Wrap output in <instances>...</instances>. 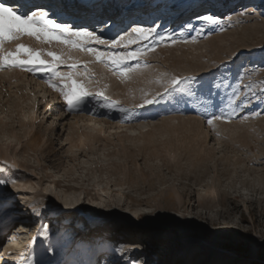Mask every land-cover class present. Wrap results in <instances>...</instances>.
Segmentation results:
<instances>
[{
	"label": "rangeland",
	"instance_id": "obj_1",
	"mask_svg": "<svg viewBox=\"0 0 264 264\" xmlns=\"http://www.w3.org/2000/svg\"><path fill=\"white\" fill-rule=\"evenodd\" d=\"M42 1L72 25V15L109 9L98 13L113 18L75 25L102 39L124 38L116 48L89 45L101 51L152 45H128L137 39L135 23L177 38L149 48L126 76L78 47L42 37L0 44V55L18 45L46 61L53 52L61 73H79L73 78L86 90L102 93L69 113L49 73L0 67V264H264V0ZM3 2L21 15L42 6ZM205 12L217 23L206 22ZM191 76L212 80L219 95L193 102L169 94L140 107L172 77ZM104 97L131 111L102 108ZM213 100L239 118L208 125L202 113L214 110ZM170 198L193 204L176 228L150 226L151 215L134 217L162 209L174 218ZM67 202L82 211L65 209ZM96 216L120 224L109 233H83L68 248ZM4 240L14 247H1Z\"/></svg>",
	"mask_w": 264,
	"mask_h": 264
},
{
	"label": "snow or ice",
	"instance_id": "obj_2",
	"mask_svg": "<svg viewBox=\"0 0 264 264\" xmlns=\"http://www.w3.org/2000/svg\"><path fill=\"white\" fill-rule=\"evenodd\" d=\"M203 19L210 24L217 23V21L210 16H205ZM131 31L136 34L137 39L129 40L128 45L137 44L150 39L153 41V44L148 45L144 43L141 47L128 49L123 53L105 52L89 45L94 43L95 45H108L111 48H116L120 46L124 38L121 37L120 40L102 39L95 30H88L84 27L56 22L48 18L47 13H41L38 18L34 15L17 14L16 10L6 5L3 0H0V44L6 40L15 39L19 35H29L37 39L42 37L46 41H57L62 44L78 47L89 54H93L98 61L108 62L122 76L136 71L141 56L148 51L149 48L168 41L175 43L177 38L176 34L165 36L164 34L157 33L155 28L145 29L143 27H133ZM125 47L127 48V46ZM47 55L51 57V61L42 59L39 51H33L28 47L18 45L15 52H8L6 55H0V67H17L33 73H49V86L59 91L69 113L82 110L87 98L93 97L94 95H102V93L99 92L94 94L86 90L85 84L73 78L75 75H79V73H61L58 70V63L61 62L60 56L53 52H48ZM133 61L136 62L135 66L131 63ZM72 67L75 66L73 65ZM208 75L212 76V72L210 71ZM65 80L71 83L64 84L63 86H58L57 83H54V81ZM177 93L185 94V96L190 97L193 102L197 101L198 95L206 93L208 99L211 100L213 94L219 95V85L214 86L212 80H205L202 76L172 77L164 87L163 92L156 93L151 99L145 97L140 107L155 105L158 103L159 98ZM233 95H235V93H233ZM180 99H183V97ZM101 107H115L118 108V111L121 113L131 111L130 109L119 107L115 102L109 101L107 97H104V103L101 104ZM212 107L214 110L211 113H202L207 120V124L210 126L213 125L214 121L239 118L231 114L225 115L224 111L219 109V106L214 100ZM233 112H235V107L233 108ZM0 183H4V181L0 180ZM41 227L42 230H46L45 226Z\"/></svg>",
	"mask_w": 264,
	"mask_h": 264
},
{
	"label": "bare ground",
	"instance_id": "obj_3",
	"mask_svg": "<svg viewBox=\"0 0 264 264\" xmlns=\"http://www.w3.org/2000/svg\"><path fill=\"white\" fill-rule=\"evenodd\" d=\"M9 1H12V0H7V2ZM21 1V3H25L27 4L28 1L30 0H19V2ZM33 1V0H31ZM184 2V1H183ZM141 3V2H140ZM37 4L38 5H42V6H38L35 10V15L37 18L40 16L41 13H47V16H50L51 19H53L54 21H60V20H65V23H69L66 18H67V15L65 16L64 13H62V11H54V9H52V7L50 8V6L48 4H46L45 2H43L42 0H37ZM18 5V4H17ZM30 5V4H29ZM138 5V3H137ZM188 5V4H187ZM191 5V4H190ZM14 6V5H13ZM19 6V5H18ZM21 6V5H20ZM248 11H253L251 5L248 7ZM14 10L16 9H19V7H15L13 8ZM100 10V9H99ZM191 10V9H190ZM193 11V10H192ZM64 12V11H63ZM99 12V11H98ZM97 12V13H98ZM103 12V11H102ZM92 13V12H91ZM94 14L93 16H85V18H82V15L79 16V15H72L70 16L69 20H71V22L73 24H78L80 22H82L83 20H94V21H99V20H106V19H110V18H113L114 16H112L111 14H107L105 13L104 15H100V13L98 14ZM190 14V13H189ZM187 15V14H186ZM203 15V17L205 16H210L209 13L205 12L203 14H201V16ZM182 17V16H181ZM57 18V19H56ZM159 18V17H158ZM158 20H162V19H158ZM67 21V22H66ZM62 23V22H61ZM72 25V24H71ZM132 27H139L137 25V23L135 24H132L131 25ZM178 197V196H177ZM188 199V198H187ZM74 201V200H73ZM168 205L170 208H168V210H173L177 216H175L174 218L172 217H169L166 215L165 211L164 210H158V212H155V213H142V212H137L134 217L135 218H138V219H141V218H144L145 216H149L151 215L152 219L149 221V225L150 226H154L156 228H162L163 230H167L169 228H176L177 226H179L182 221H183V218H189V215H191L190 213V210L193 208V204L192 202H190L189 200H183V201H179V200H176L175 198H170L169 201H168ZM125 207V206H124ZM65 209L69 210V211H73V210H78V211H82L81 208L77 209V207H75L73 205V203H69L67 202L64 206ZM127 211H125L126 213ZM174 214V213H173ZM150 218V217H149ZM92 221V226L90 227L89 226V229L88 230H85L84 227H82V231H80L79 233L75 234V236H73L72 239L69 240L68 242V248H71L75 243H76V240L81 236V235H84V234H88V235H91L92 232H101L102 233H109V231H111V227L113 226H117L119 224H116V225H111L110 221L108 220H105V219H101L99 218L98 216L95 217L94 220H91ZM122 221H124V226L127 228L126 231H128L130 229V221L128 219V217L126 216H123L122 219H121V223ZM75 223V222H74ZM73 226V225H72ZM115 230V229H114ZM86 233H85V232ZM84 233V234H83ZM100 234V235H101ZM102 236V235H101ZM115 240L111 241V242H114ZM1 247L3 248H10L12 247V243H10V241H6L4 240L3 244L1 245ZM14 247V246H13ZM12 247V248H13ZM2 248V249H3Z\"/></svg>",
	"mask_w": 264,
	"mask_h": 264
}]
</instances>
